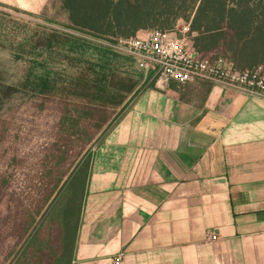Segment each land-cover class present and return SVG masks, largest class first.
I'll return each mask as SVG.
<instances>
[{
    "label": "crops",
    "instance_id": "obj_1",
    "mask_svg": "<svg viewBox=\"0 0 264 264\" xmlns=\"http://www.w3.org/2000/svg\"><path fill=\"white\" fill-rule=\"evenodd\" d=\"M0 6L69 25L62 0ZM64 238L63 264H264V100L154 82L92 152Z\"/></svg>",
    "mask_w": 264,
    "mask_h": 264
},
{
    "label": "rangeland",
    "instance_id": "obj_2",
    "mask_svg": "<svg viewBox=\"0 0 264 264\" xmlns=\"http://www.w3.org/2000/svg\"><path fill=\"white\" fill-rule=\"evenodd\" d=\"M188 20L171 31L182 35ZM68 26L0 6V264L66 261L64 232L80 206L70 183L159 76L146 57ZM39 77L54 89L34 92ZM76 78L88 81L85 90L71 85ZM99 85L107 89L101 102L93 99ZM111 87L130 89L118 107L107 104Z\"/></svg>",
    "mask_w": 264,
    "mask_h": 264
},
{
    "label": "trees",
    "instance_id": "obj_3",
    "mask_svg": "<svg viewBox=\"0 0 264 264\" xmlns=\"http://www.w3.org/2000/svg\"><path fill=\"white\" fill-rule=\"evenodd\" d=\"M62 9L68 14L66 29L103 39L122 50L126 47L120 42L136 38L139 31L169 32L178 20L189 16L186 39L198 59L224 58L238 72L264 68V0H62ZM36 80L32 90L38 94L44 95L55 87L49 79ZM79 80L76 78V84L71 85L85 90L88 81ZM27 85L23 82L17 86ZM95 88V101L107 98L104 85ZM111 88L113 96L107 104L118 107L122 104L121 96L130 93V89ZM86 173V165L79 167L70 183L72 194L80 198L79 203Z\"/></svg>",
    "mask_w": 264,
    "mask_h": 264
},
{
    "label": "built area",
    "instance_id": "obj_4",
    "mask_svg": "<svg viewBox=\"0 0 264 264\" xmlns=\"http://www.w3.org/2000/svg\"><path fill=\"white\" fill-rule=\"evenodd\" d=\"M188 26L176 36L169 32H150L147 39L134 38L121 41L128 52L142 55L153 63L156 69L157 82L174 81L186 84L205 81L218 84L255 99L264 100V68L238 72L232 62L224 58L214 61L200 60L191 50L186 39ZM209 241H215L216 235L207 234Z\"/></svg>",
    "mask_w": 264,
    "mask_h": 264
}]
</instances>
